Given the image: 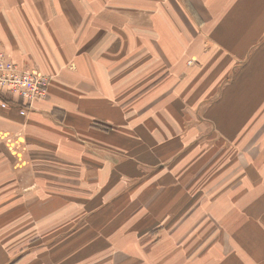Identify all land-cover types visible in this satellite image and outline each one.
<instances>
[{"label":"crops","instance_id":"0c3cea01","mask_svg":"<svg viewBox=\"0 0 264 264\" xmlns=\"http://www.w3.org/2000/svg\"><path fill=\"white\" fill-rule=\"evenodd\" d=\"M80 2L0 0V49L51 77L27 116L0 110V207L12 206L0 214V264L26 263L28 253L69 240L112 205L114 219L133 220L139 201H156L148 188H203L219 145L227 175L212 176L225 192L211 198V236L226 211V264H264V196L252 197L264 190V180L252 179L264 168L246 151L264 139V0H211L234 22L227 16L212 28L210 48L173 91L170 67L166 83L155 85L157 63L167 67L155 60V36L122 37L121 22L105 15L107 1ZM207 233L199 230L198 240ZM211 250V264H222L219 239Z\"/></svg>","mask_w":264,"mask_h":264},{"label":"rangeland","instance_id":"374dc122","mask_svg":"<svg viewBox=\"0 0 264 264\" xmlns=\"http://www.w3.org/2000/svg\"><path fill=\"white\" fill-rule=\"evenodd\" d=\"M68 1L71 4L81 5V0H64L66 3ZM104 1H107V9L112 10L105 15L121 22V28L116 31L122 33V37L132 38L134 32L139 37L155 36V60L167 66L165 69H160L159 62L157 63L155 85L166 83L167 71L170 67L171 91L181 83L185 72L198 64L203 49L210 48L208 36L211 35L212 28L217 27L220 21L227 20V16V22H234L232 15L220 14L216 7L211 5V0ZM254 31L259 33L261 30ZM161 38L169 39L170 44L167 45L166 41L163 43L159 40ZM166 53H170L169 58ZM231 79L232 77L228 75L224 83L218 87L217 92L220 96ZM195 84L197 88L198 82ZM199 93L200 90L198 93L188 92V95L194 98ZM213 97L217 99L219 96L215 94ZM191 111L192 109L187 111L186 117H192ZM206 141L202 142L203 148L210 146L206 145ZM2 143L3 141H0V144ZM217 149L221 152L219 164L213 163L212 166L207 164V173L202 174L203 188L199 186L200 182H195L194 186L184 189H161L155 184L156 187L147 189L153 192L154 200L156 199L154 205L153 202L139 201L136 210L133 207V220H130V214L127 215L129 216L127 220L114 219L116 207L112 205L102 215L84 223L79 231L69 237V240L65 239L57 245L40 249L36 256L35 253L31 255L28 253V261L22 264H200V261L203 264H211L212 239H219L221 249L218 252L220 257H216L215 262L219 260L222 264H226L227 261L232 262V254L228 252L226 245V211L222 213L220 211L218 231H213L216 235L211 236V230L216 227L214 224L211 228L213 223L211 209L214 207L211 198L217 192H225V188H214L212 176H217L221 182L225 181L227 175V172L223 171L228 159L227 148L225 145H219ZM246 151L251 156L252 164L264 168L263 138L252 140ZM259 159L261 163L257 164ZM252 179L255 182L264 180V173H253ZM208 186L210 188H207ZM252 192H255L252 193V197L264 196L263 189H252ZM225 207L227 206L219 205V208L224 210ZM0 208V214L11 215L12 206L5 205ZM218 213L219 211L216 212ZM199 230L208 233L206 237L198 240ZM254 240L256 243L257 238ZM34 246L35 244L28 245L20 256ZM255 255L256 253H250L251 258L256 257ZM15 257H19V253L14 254L12 262ZM225 260L226 262H223Z\"/></svg>","mask_w":264,"mask_h":264},{"label":"built area","instance_id":"2783aa9c","mask_svg":"<svg viewBox=\"0 0 264 264\" xmlns=\"http://www.w3.org/2000/svg\"><path fill=\"white\" fill-rule=\"evenodd\" d=\"M51 77L38 68L22 65L0 49V110L14 109L27 116L47 96Z\"/></svg>","mask_w":264,"mask_h":264}]
</instances>
